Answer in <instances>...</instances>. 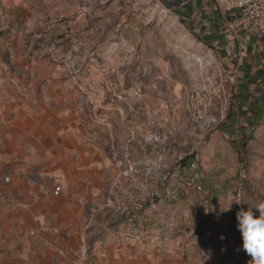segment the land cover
I'll return each instance as SVG.
<instances>
[{"label": "rangeland", "instance_id": "1", "mask_svg": "<svg viewBox=\"0 0 264 264\" xmlns=\"http://www.w3.org/2000/svg\"><path fill=\"white\" fill-rule=\"evenodd\" d=\"M193 4L0 0L36 48L38 86L69 94L53 114L103 167L117 229L148 237L152 264H252L236 213L264 202V55L242 67Z\"/></svg>", "mask_w": 264, "mask_h": 264}, {"label": "crops", "instance_id": "2", "mask_svg": "<svg viewBox=\"0 0 264 264\" xmlns=\"http://www.w3.org/2000/svg\"><path fill=\"white\" fill-rule=\"evenodd\" d=\"M216 1L192 0L196 27L221 41L227 15ZM5 10L20 25L13 8ZM227 40L242 67L253 69L264 55V38ZM33 51L21 29L0 33V264H152L148 237L117 229L120 213L105 200L112 186L103 167L88 163L63 129L69 115L53 114V104L68 103L69 94L62 84L60 95L54 82L38 86Z\"/></svg>", "mask_w": 264, "mask_h": 264}, {"label": "built area", "instance_id": "3", "mask_svg": "<svg viewBox=\"0 0 264 264\" xmlns=\"http://www.w3.org/2000/svg\"><path fill=\"white\" fill-rule=\"evenodd\" d=\"M226 16L225 31L230 39L244 34L264 38V0H220ZM5 11L0 5V33L10 31L4 20ZM55 191L58 188L54 189Z\"/></svg>", "mask_w": 264, "mask_h": 264}, {"label": "clouds", "instance_id": "4", "mask_svg": "<svg viewBox=\"0 0 264 264\" xmlns=\"http://www.w3.org/2000/svg\"><path fill=\"white\" fill-rule=\"evenodd\" d=\"M228 210L230 207L224 211ZM236 220L242 234L243 248L253 257L252 264H264V202L254 207L248 206L247 210H239Z\"/></svg>", "mask_w": 264, "mask_h": 264}, {"label": "water", "instance_id": "5", "mask_svg": "<svg viewBox=\"0 0 264 264\" xmlns=\"http://www.w3.org/2000/svg\"><path fill=\"white\" fill-rule=\"evenodd\" d=\"M165 8H174L188 0H158Z\"/></svg>", "mask_w": 264, "mask_h": 264}]
</instances>
